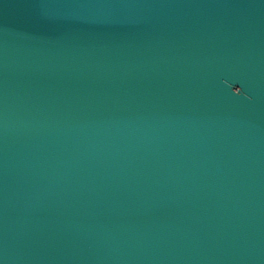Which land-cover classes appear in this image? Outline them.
Segmentation results:
<instances>
[{
  "label": "water",
  "instance_id": "water-1",
  "mask_svg": "<svg viewBox=\"0 0 264 264\" xmlns=\"http://www.w3.org/2000/svg\"><path fill=\"white\" fill-rule=\"evenodd\" d=\"M0 264H264V0H0Z\"/></svg>",
  "mask_w": 264,
  "mask_h": 264
}]
</instances>
